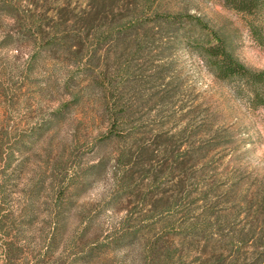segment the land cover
I'll return each mask as SVG.
<instances>
[{
  "label": "trees",
  "instance_id": "obj_1",
  "mask_svg": "<svg viewBox=\"0 0 264 264\" xmlns=\"http://www.w3.org/2000/svg\"><path fill=\"white\" fill-rule=\"evenodd\" d=\"M220 1L244 18L264 49V0ZM0 18L11 19L21 34L26 30V40L40 52L74 59L98 90L104 131L95 141L113 147L116 183L141 196L138 213L188 211L177 228L171 226L173 236L201 255L183 260L179 250L159 243V264H264V176L241 168L224 174L212 166L209 153L233 138L214 127L209 106L178 60L179 51L188 50L251 107H264V69L242 63L226 32L187 9H161L157 0H0ZM104 161L89 168L99 172ZM167 177L172 195L159 192ZM245 183L248 193L241 190ZM11 246L2 244L5 256Z\"/></svg>",
  "mask_w": 264,
  "mask_h": 264
},
{
  "label": "rangeland",
  "instance_id": "obj_2",
  "mask_svg": "<svg viewBox=\"0 0 264 264\" xmlns=\"http://www.w3.org/2000/svg\"><path fill=\"white\" fill-rule=\"evenodd\" d=\"M157 2L164 10L200 15L229 35L242 63L264 69V49L244 18L220 0ZM27 38L26 30L21 34L11 19L0 18V264H159L164 242L183 260H195L201 249L182 246L171 227L190 216L185 207L142 216L141 196L116 183L113 147L95 141L104 131L98 90L83 69L61 53L40 52ZM178 60L214 127L233 138L209 153L212 166L224 174L241 168L264 176V107H251L188 50H180ZM98 158L105 160L99 172L89 168ZM169 187L167 177L159 192ZM241 190L251 191L248 183ZM5 242L12 244L8 256Z\"/></svg>",
  "mask_w": 264,
  "mask_h": 264
}]
</instances>
